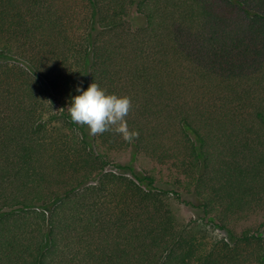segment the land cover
<instances>
[{
	"label": "trees",
	"instance_id": "trees-1",
	"mask_svg": "<svg viewBox=\"0 0 264 264\" xmlns=\"http://www.w3.org/2000/svg\"><path fill=\"white\" fill-rule=\"evenodd\" d=\"M0 38V264H264V235L232 229L264 212V0H0ZM93 82L138 137L72 121Z\"/></svg>",
	"mask_w": 264,
	"mask_h": 264
},
{
	"label": "clouds",
	"instance_id": "clouds-1",
	"mask_svg": "<svg viewBox=\"0 0 264 264\" xmlns=\"http://www.w3.org/2000/svg\"><path fill=\"white\" fill-rule=\"evenodd\" d=\"M77 95L71 99L70 116L74 123L86 125L90 135L115 131L125 141L138 137L137 131H130L125 117L131 108L126 96L108 94L98 84L91 83L86 89L78 86Z\"/></svg>",
	"mask_w": 264,
	"mask_h": 264
},
{
	"label": "rangeland",
	"instance_id": "rangeland-1",
	"mask_svg": "<svg viewBox=\"0 0 264 264\" xmlns=\"http://www.w3.org/2000/svg\"><path fill=\"white\" fill-rule=\"evenodd\" d=\"M131 19L132 23L136 25L142 24V21L136 18V15L135 17L131 16ZM2 46L3 39L0 38V49L2 48ZM94 150L97 153L102 154L107 161L112 163L124 164L132 162L134 168L137 171L153 176L155 179V185L159 188L170 189L172 187L175 172L173 170H170L168 166L158 165L157 163L153 162L152 160L146 158L141 154L136 155L134 158H132L129 151H107L97 141H95L94 143ZM191 200L192 198L190 196L181 194L180 202H188ZM177 209L181 221L185 223L192 222L191 227L195 226V224L198 223L196 219L197 215L194 209L190 208L188 205H185L183 203L177 204ZM206 220L209 221L208 219ZM232 229L237 235L241 234L243 231L246 230H249L250 232L256 233L258 235H264V212L255 214L247 220L232 224ZM194 232L203 239V242L205 243V248L209 246L208 242L210 239L217 240L219 238L225 237V234L223 232L213 229L210 225H200L198 226V228H195Z\"/></svg>",
	"mask_w": 264,
	"mask_h": 264
}]
</instances>
